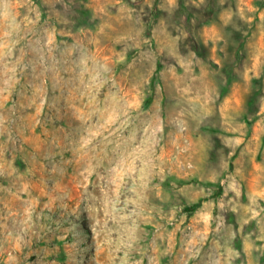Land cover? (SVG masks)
I'll list each match as a JSON object with an SVG mask.
<instances>
[{
    "label": "rangeland",
    "instance_id": "374dc122",
    "mask_svg": "<svg viewBox=\"0 0 264 264\" xmlns=\"http://www.w3.org/2000/svg\"><path fill=\"white\" fill-rule=\"evenodd\" d=\"M0 264H264V0H0Z\"/></svg>",
    "mask_w": 264,
    "mask_h": 264
}]
</instances>
